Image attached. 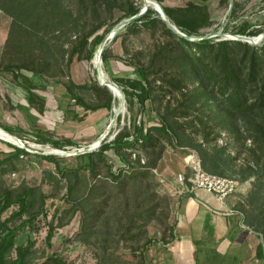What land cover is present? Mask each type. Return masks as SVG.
<instances>
[{
	"label": "rangeland",
	"instance_id": "rangeland-1",
	"mask_svg": "<svg viewBox=\"0 0 264 264\" xmlns=\"http://www.w3.org/2000/svg\"><path fill=\"white\" fill-rule=\"evenodd\" d=\"M121 1L117 0L112 15L104 12L95 14L89 11L82 19L87 21L89 29L108 15L107 25L104 24L96 34L103 32L109 24L113 23L104 37L106 39L104 46L110 55L107 63L100 61V44H98L91 59L78 60L75 57L69 68L65 63L58 64L63 71L58 76H53L59 70L54 63L50 74L42 78L35 77L30 71L15 67L14 53H11V56H8L10 53L4 56L11 17L0 10V159L14 153L15 149L10 144L20 147L23 142L21 140L27 141L29 152L32 153L21 156L20 160L14 163V167L11 166L14 169L6 173L2 171V168L0 169V191L7 187L20 190L25 186H31L37 191V206H40L39 194L41 193L48 194L49 202L53 203L52 207L48 208L47 215H40L35 222L36 231L32 232V237L36 239V243L33 246L32 264H42L51 254H58L66 264H140L146 241L155 234L157 237L160 236L158 231L165 229L167 224L171 223V215L175 207L173 191L167 178L171 173L169 168H164L163 159L165 155L171 154L167 164L172 167V163L180 157L185 162V155L190 151L186 148H174L168 138L163 139V144L155 149H130L128 150L130 159L135 162L134 166H139L141 169L149 167L155 153L161 152L162 159L157 162L155 168L148 170L146 179L130 182L125 186V190H121L109 180L107 167L100 163L99 175L96 177L84 171L78 178L69 176L75 182V190L71 196L67 193L69 178L59 175L55 162L39 156L40 154L56 155L61 167L76 168L84 160L83 154L95 151L86 150L90 148L98 150L104 142L112 140L114 133L125 125L130 130H133L134 123H144L145 127L159 125L160 117L173 115L172 119L181 124L194 120L195 127L192 130H199V133L193 135L200 143L205 140L204 133L211 131L210 141H205L203 144L210 147H225L228 154L237 157L231 171L237 176L235 179H239L242 183L247 195L253 190L255 184L264 181L262 175L255 173L262 171L260 166L264 165V140L258 138L264 130V108H254L242 116H233L222 111L220 113L224 121L215 123L204 116V124L200 123L195 119V115H208L211 107L217 106L218 103L222 108H225V105L214 101L206 104L207 97L212 94L211 91L208 95L202 94L198 98H196L198 95L188 96L191 92L196 93V90L200 93L204 90L198 81L187 80L186 86L172 89L169 79L180 77L178 72L183 68L178 42L165 33L162 25L158 26L155 33L150 30L135 34L123 33L126 26L132 22L130 20L134 15H123L125 10L122 8ZM128 1L140 5V11L152 8L160 15V8L164 6H183L189 1L204 4L208 7L214 24L204 29L202 35L193 36L192 40L209 39L213 42L240 40L251 45L264 44V0ZM64 3L74 10L75 15L77 14L78 0H64ZM163 21L168 26L164 19ZM240 28H246V32L241 33L238 31ZM173 31L176 33L175 30ZM70 40L65 42L66 46H72L74 42ZM9 63H11L10 66H8ZM99 63L102 69L101 79L110 82H115L116 77L122 76L136 78L137 75L132 67L134 64L149 66L151 78L156 80L155 101L151 103L152 105L149 102L146 103L145 109L137 103L134 109L130 110L125 100L122 109L120 91L117 88L115 91L101 85L107 87L116 97L113 108L110 111L107 109L85 111L67 94L65 84L68 83L69 77L79 84H90L95 81L99 83ZM165 71L168 72L165 74ZM15 74H21V79H17ZM23 76L29 77L34 91L45 97L43 113L27 102L26 85L23 81L26 78ZM263 82L264 70L261 71L260 79L248 87L250 91L248 105L254 101L258 87ZM171 89L172 91H168ZM209 90H212L211 87ZM117 91L121 98H118ZM81 93L90 100L93 91ZM186 106H190L192 115H183V112L187 110ZM120 107L121 110H119ZM73 111L83 115V119H73L71 113ZM115 114L117 118L106 136L99 142L100 136L108 128ZM205 125H210L211 128L204 129ZM5 127L11 128V132ZM45 131H52L55 139L71 138L77 144L57 148L52 143H41V134H45ZM189 132L192 131L189 130ZM14 138L20 143L15 142ZM108 154L110 160L114 162L115 171L118 167L131 170L130 167L124 166V162L114 151H108ZM7 166L10 165L5 164V168H11ZM175 173L177 179L179 173ZM244 176L249 178H242ZM136 196H139L137 200ZM76 197L86 199L85 210H74L78 204L68 199ZM55 207L59 208V212L53 222L54 229L50 242L48 236L51 230L48 220L54 219ZM13 209L5 212L3 218ZM91 210L97 214V220L91 219L89 223H86L88 217L92 215ZM133 214H138V217L141 215L143 218L137 220V225L129 227ZM152 214H155V218L147 223L148 217ZM262 217L264 218V213ZM19 223L17 222L16 225ZM29 230L31 229L28 227L19 229L20 242L26 241ZM259 233L261 242L264 243L263 234ZM151 255V250L147 251V260Z\"/></svg>",
	"mask_w": 264,
	"mask_h": 264
},
{
	"label": "trees",
	"instance_id": "trees-1",
	"mask_svg": "<svg viewBox=\"0 0 264 264\" xmlns=\"http://www.w3.org/2000/svg\"><path fill=\"white\" fill-rule=\"evenodd\" d=\"M163 1V0H160ZM117 4V0H78L76 6V15L73 9L68 7L64 0H0V10L11 17V24L7 40L4 47V56L14 53L15 67L25 69L32 72L37 78L50 74L53 64L60 65L65 63L69 68L74 58L78 60L91 59L95 48L102 42L106 33L109 31V24L101 33L96 32L107 23L108 15L112 12ZM124 8V16L135 15L140 12V5H136L128 0L121 1ZM164 9L170 18L172 24L176 25L182 32L189 36H200L203 30L211 27L214 24L213 18L208 7L204 4H198L189 1L183 6H164ZM93 11L95 14L101 12L108 13L104 20L94 24L91 28H87V21L82 19L85 15ZM95 18V15L93 14ZM107 25V24H106ZM159 25H162L166 34L178 42L181 49L182 67L178 72L180 77L170 78V86L172 89H180L187 85L186 81L200 82V86L204 90L200 93H190L188 96L200 97L202 94H207L206 104L209 101L221 102L225 108L219 106L210 108L208 115H195V119L204 124L203 117L213 120L215 123L224 121V117L220 112L226 111L233 116H242L254 108H264V82L258 87V93L254 101L248 105L249 93L248 87L252 83L257 82L261 77V71L264 70V44L251 45L250 43L240 40H221L213 42L209 39L191 40L184 36L176 34L163 21L160 14L152 8L134 19L123 33H138L143 30H150L153 33L157 32ZM241 33L246 32V28H240ZM67 39H63L64 37ZM71 38V40H70ZM73 39V40H72ZM75 39V40H74ZM74 42L72 46H66V41ZM13 50V52H12ZM7 56V57H8ZM110 59L108 50L103 51V61L107 63ZM11 63L8 64L10 66ZM134 73L136 78L116 77L115 82L122 86L126 95V100L130 110H133L138 103L142 109L147 108L146 103H153L156 99L154 95L157 90L156 80L151 78L149 66L134 64ZM57 73L53 76H58L63 71L58 67ZM168 72V71H167ZM165 71V74L167 73ZM17 79H21V74H15ZM26 78V100L37 108L41 113L45 110L46 99L34 91L31 86L30 78ZM69 77V75H68ZM211 87L212 90H209ZM65 89L70 98L75 101V104L80 105L85 111H97L105 108L111 110L116 103V97L113 96L107 87L101 86L97 81L88 83H76L71 77L65 84ZM168 90V91H172ZM197 89V88H196ZM93 91L92 98L88 100L81 92ZM195 91V90H194ZM152 105V104H151ZM151 107V106H150ZM149 109V107H148ZM186 112L183 115H192L193 111L190 106H186ZM73 119H83V115L73 111ZM173 116V115H172ZM171 117L163 115L159 125H149L145 127L144 123H134L133 130H130L127 125L121 128L115 137L104 142L98 150L83 154L84 160L74 167H61L59 159L56 155L40 154L39 156L53 161L58 169V174L64 177L78 178L82 171L89 175L98 176V165L103 163L108 169L110 181L117 185L121 190H125V186L130 182L148 177V170L156 167L158 161L162 159V153L153 154V161L148 168L141 169L139 166H134L135 162L130 159V149H155L160 146L162 140L168 138L170 144L174 148H186L195 151L200 158L201 166L204 170L229 177H237L231 171L236 156H231L227 153L225 147L203 144L205 141H210V132L204 133L205 140L200 143L194 133H199V130H192L195 127L194 120L179 123ZM11 132V128L5 127ZM210 129V125H205L204 129ZM192 131V132H189ZM261 131V129H259ZM40 133V132H38ZM44 135V136H43ZM52 131H45L41 134V143H52L57 148H62L67 145L77 144L71 138H53ZM264 140V130L258 136ZM15 152L0 159V169L6 173L10 169H14V163L20 160L21 156L31 155L32 153L25 148L15 146ZM114 151L121 160L124 166L130 167L131 170L118 167L115 171L114 162L110 160L108 151ZM5 164L10 165L5 168ZM262 171L255 172L264 177V165L260 166ZM68 184V195H72L75 190V182L71 179ZM244 179L249 176L242 177ZM240 178V179H242ZM137 195V193H136ZM36 188L25 186L20 190L3 188L0 191V264H32L33 246L36 239L32 237V232L36 231V220L40 215H47L48 208L52 207L49 202V195L45 193L39 194L40 206H37ZM139 196H136V200ZM74 204H78L74 210H85L84 197L70 198ZM247 206V207H246ZM16 207V208H15ZM40 207V208H39ZM14 208L12 212L3 218L5 212ZM245 221L256 231L261 232L264 238V181L254 185L253 190L245 198ZM59 212V208L53 210V218L48 220L51 230L48 240L51 242L53 235L54 220ZM142 213V212H140ZM91 216L88 217V222L93 219L97 220V214L91 210ZM143 218L141 215L133 214L130 220V226L137 225V220ZM155 218V214L148 217L147 223ZM20 222L19 225H16ZM28 227L31 230L28 232L26 241H19V229ZM173 224L169 223L165 229L158 231L159 237L156 234L146 241L143 252V259L140 264H148L147 251L156 243L164 244L168 241L167 236H173ZM15 252V254H13ZM257 255L264 256V243L258 245ZM42 264H66L58 254H51Z\"/></svg>",
	"mask_w": 264,
	"mask_h": 264
},
{
	"label": "crops",
	"instance_id": "crops-1",
	"mask_svg": "<svg viewBox=\"0 0 264 264\" xmlns=\"http://www.w3.org/2000/svg\"><path fill=\"white\" fill-rule=\"evenodd\" d=\"M187 150L186 161L180 157L172 167L167 164L171 154L163 159L164 168L170 169L167 178L174 195L173 236L150 248L148 264H264V256L257 255L261 235L245 221L247 193L242 183L236 178L237 191L224 201L205 190H188L175 172L190 176L200 158Z\"/></svg>",
	"mask_w": 264,
	"mask_h": 264
},
{
	"label": "built area",
	"instance_id": "built-area-1",
	"mask_svg": "<svg viewBox=\"0 0 264 264\" xmlns=\"http://www.w3.org/2000/svg\"><path fill=\"white\" fill-rule=\"evenodd\" d=\"M177 180L182 186H188L190 191L205 190L220 201L235 193L239 186L237 179L208 172L202 168L200 162L194 164L192 174L188 178L185 174L179 173Z\"/></svg>",
	"mask_w": 264,
	"mask_h": 264
},
{
	"label": "water",
	"instance_id": "water-1",
	"mask_svg": "<svg viewBox=\"0 0 264 264\" xmlns=\"http://www.w3.org/2000/svg\"><path fill=\"white\" fill-rule=\"evenodd\" d=\"M146 11H147V8H145L144 10L138 12L137 14H135V15L132 17V19H131L130 21H133L134 19L138 18L139 16H141L142 14H144ZM160 13H161V15H160L161 18L164 19V20L168 23V26H169L170 28H172L173 30H175L176 33H178L179 35L184 36V37L189 38V39L192 40L193 36H189V35L183 33L180 29H178V27H176V25H174V24L171 23L170 18L168 17V15H167V13H166L164 7H161V8H160ZM197 38H198V37H197ZM194 39H195V38H194ZM105 42H106V39L104 38V39L102 40V42L100 43V45H99V56H100V61L103 60V51H104V49H105V46H104V45H105ZM101 71H102V69H101V64L99 63V65H98L99 84H100V85H103V86H107V87H109V88L112 89V90H114L113 88H117V89L120 91L121 95H122V104L124 105L126 99H125V94H124V91L122 90V88H121L117 83H115V82H110V81H107V80H102V79H101ZM116 115H117V114H115V116L112 118V120H111L110 124L108 125V128L105 130V132L100 136L99 142H101V140H103V138H104V137L106 136V134L108 133L110 127L113 125V123H114V121H115V119H116ZM0 128H1V127H0ZM2 129H3V128H2ZM3 131H5L6 133H9V132H7V131L4 130V129H3ZM9 134H10V133H9ZM20 147L25 148L26 150L29 151V149H28L26 146H24L23 144H22ZM96 149H97V148H90V149H88V150H86V151H93V150H96ZM81 151H82V150H81Z\"/></svg>",
	"mask_w": 264,
	"mask_h": 264
},
{
	"label": "bare ground",
	"instance_id": "bare-ground-1",
	"mask_svg": "<svg viewBox=\"0 0 264 264\" xmlns=\"http://www.w3.org/2000/svg\"><path fill=\"white\" fill-rule=\"evenodd\" d=\"M113 89L116 91V88H113ZM117 96H118V98H121V95H120V93H119L118 91H117ZM121 101H122V100H121ZM121 107H122V109H123V107H124V105H123L122 103H121ZM121 107H120L119 110H121ZM119 110H118V111H119ZM118 111H117V112H118ZM122 111H123V110H122ZM114 116H115V115H114ZM116 118H117V116H116ZM118 131H119V130H118ZM118 131H117V132H118ZM117 132H116V133H117ZM116 133H114L113 138L115 137ZM8 134H9V133H8ZM13 140H14L15 142H19V141H18L17 139H15V138H14ZM20 140H21V139H20ZM21 141H23L21 144H23L24 146H26L27 148H29L28 145H27V142H26L25 140H21ZM19 143H20V142H19Z\"/></svg>",
	"mask_w": 264,
	"mask_h": 264
}]
</instances>
